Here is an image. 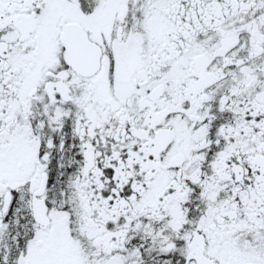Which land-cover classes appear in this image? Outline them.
Segmentation results:
<instances>
[{
    "label": "snow or ice",
    "instance_id": "1",
    "mask_svg": "<svg viewBox=\"0 0 264 264\" xmlns=\"http://www.w3.org/2000/svg\"><path fill=\"white\" fill-rule=\"evenodd\" d=\"M0 264H264V0H0Z\"/></svg>",
    "mask_w": 264,
    "mask_h": 264
}]
</instances>
